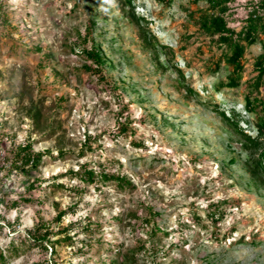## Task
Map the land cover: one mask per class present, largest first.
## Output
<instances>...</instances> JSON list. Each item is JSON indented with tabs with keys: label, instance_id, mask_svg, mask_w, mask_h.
Here are the masks:
<instances>
[{
	"label": "rangeland",
	"instance_id": "1",
	"mask_svg": "<svg viewBox=\"0 0 264 264\" xmlns=\"http://www.w3.org/2000/svg\"><path fill=\"white\" fill-rule=\"evenodd\" d=\"M254 1L231 3L236 30ZM207 7L204 0H0V15L9 19L0 23V264H264V185L251 180L249 153L219 114L235 112L240 127L257 134L245 95L262 48H248L238 87L218 90L229 73L225 61L215 70L221 46L190 17ZM90 22L134 136L109 133L119 96L82 68ZM254 95L264 98V80ZM86 133L101 135L92 150L83 148ZM27 141L53 154L36 169L20 170L8 157ZM109 159L121 162L135 188L50 180L80 163L97 168ZM211 203L227 210L217 224L208 217ZM152 215L147 225L143 219ZM36 223L54 233L76 225L70 240L52 237L63 239L52 255L22 241Z\"/></svg>",
	"mask_w": 264,
	"mask_h": 264
},
{
	"label": "trees",
	"instance_id": "2",
	"mask_svg": "<svg viewBox=\"0 0 264 264\" xmlns=\"http://www.w3.org/2000/svg\"><path fill=\"white\" fill-rule=\"evenodd\" d=\"M161 4H171L172 0H156ZM201 0H190L191 3L197 4ZM207 2L208 7L204 10L197 9V11H191L190 17L196 24L198 30L211 38H215V43L221 46L222 53L214 63L215 70H219L223 61H225L227 67H229V73L227 79L216 85L218 90L223 87H238L243 78L244 71V58L248 48L252 45L259 43L262 52L254 58L253 65L257 72L254 80L247 81L246 85L248 91L245 95V107L247 110L256 114V128L257 134L251 135L245 132L239 125V120L234 116L227 115L225 109L219 111L222 119L233 129L234 133L241 137L243 148L249 153L246 159L245 168L251 177V180L256 185H264V98H259L254 95L259 90L264 80V0H258L252 2L251 9L248 11L245 24L236 30L230 25L231 15V3L234 0H204ZM129 4H132V0H128ZM134 8V7H133ZM131 16L140 24L138 18L134 12L131 11ZM145 20V19H143ZM1 24H9V19L6 15H0ZM95 23L90 22L86 27L85 40H92L90 48L82 47L81 53H83L86 62L82 65L85 72L90 73L97 77L98 81L106 83L108 91L116 93L121 101L120 108L116 117V126L109 133L116 137H131L135 135V129L132 126L133 120L128 115V105L123 102L118 92L119 87L115 83H111L106 76V67L108 64V58L103 53L100 45L95 43L93 37V27ZM144 33V34H143ZM142 36H145V31H142ZM90 61V62H89ZM88 62V63H87ZM217 110H219L217 108ZM38 109L34 110V116H38ZM4 136V134H2ZM101 135L92 136L90 133L85 134L83 148L92 150L94 147L91 144L98 143ZM136 147H144V142L136 140L132 141ZM12 154L5 159L11 163L12 166L20 170L36 169L39 167L42 158L46 154H53L51 150H39L36 151L33 148V143L27 141L26 143H19L12 148ZM59 154H63V151H58ZM83 154V150L81 151ZM231 162H235L234 159ZM120 161L109 159L107 163H100L97 168L91 167L87 162L80 163L76 169L71 168L66 171H62L57 175L51 177L52 182L61 178L77 179L86 184L106 185L108 182H114L115 186L121 190L133 189L136 187L135 181L126 173L120 169ZM118 165L117 170H114ZM39 181L38 179H35ZM34 184L29 185L28 189H32ZM78 190V187H76ZM0 200L4 202V199L0 197ZM25 200L31 201L26 198ZM16 204V203H15ZM67 211L60 212L56 217V222H59ZM227 216V210L222 208L220 203H211L208 217L217 224ZM147 225L152 224V217H146L143 219ZM81 223V222H79ZM76 224L70 223L66 227L62 228L60 232L54 233L47 224L36 223L27 232V237H24L22 241L31 240L42 248L45 253L51 248V254H55L56 244H59L63 239H52L57 234H65L64 240H70V231ZM89 227L91 225H88ZM3 226L0 224V232ZM88 228V227H87ZM155 234V233H153ZM15 248V247H14ZM53 260L46 261V264H53ZM0 261H5V255L0 251Z\"/></svg>",
	"mask_w": 264,
	"mask_h": 264
}]
</instances>
